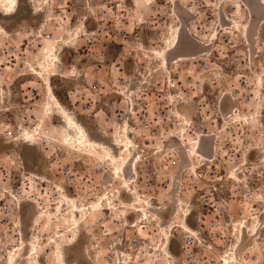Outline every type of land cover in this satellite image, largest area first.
Wrapping results in <instances>:
<instances>
[{"label": "rangeland", "instance_id": "1", "mask_svg": "<svg viewBox=\"0 0 264 264\" xmlns=\"http://www.w3.org/2000/svg\"><path fill=\"white\" fill-rule=\"evenodd\" d=\"M6 2L17 7L0 8V264H221L240 224L230 264H259L264 0ZM198 216L229 224L187 260Z\"/></svg>", "mask_w": 264, "mask_h": 264}, {"label": "built area", "instance_id": "2", "mask_svg": "<svg viewBox=\"0 0 264 264\" xmlns=\"http://www.w3.org/2000/svg\"><path fill=\"white\" fill-rule=\"evenodd\" d=\"M92 59L94 60V64L92 65L91 70L94 73H98L99 71H101V66L104 60L100 58L97 52H94L92 54ZM90 87L91 90H93V92L99 91L100 90L99 81L95 80V82H93V84H91ZM124 115H125L124 113H117L116 118L119 120H123ZM11 165L16 166V162L12 161ZM168 166L172 168L178 167L179 166L178 159L171 158L170 160H168ZM200 204L202 209L205 211L201 213L202 216L203 217L209 216L208 211L213 206L211 204V200L209 198H202L200 200ZM228 224L229 222L226 221L225 219L219 221H216L215 218L209 220L207 219L201 220V217L198 216V224H196V227L192 228L188 226L189 230L185 232L184 236L181 239L182 257L187 260H192V258H194L196 255L195 249L204 246L203 242L205 241L206 237L208 238L211 237V233L213 229L216 227V225H221L222 228L220 230H217L216 233L217 235H222L223 234L222 229L226 228ZM259 264H264V256L260 260Z\"/></svg>", "mask_w": 264, "mask_h": 264}, {"label": "bare ground", "instance_id": "3", "mask_svg": "<svg viewBox=\"0 0 264 264\" xmlns=\"http://www.w3.org/2000/svg\"><path fill=\"white\" fill-rule=\"evenodd\" d=\"M6 1V0H5ZM1 26H0V31L1 32H4V31H2L1 30ZM5 33V32H4ZM176 45V42H173L170 46H175ZM163 58H164V63L165 64H167V60H166V55L164 54V52H163ZM185 57H179L178 58V60H180V59H184ZM47 65V64H46ZM46 65L45 66H42L40 69V71H44V72H47L48 70H50L49 69V67H46ZM46 90H47V94H48V97H49V90H48V87H47V85H46ZM51 109H53V114L54 113H56L55 112V109H56V107L55 106H53ZM68 112V111H67ZM59 113V112H58ZM61 115V117L63 118V119H65V113L64 112H62V114H60ZM69 120H70V123H71V125H73V127H76V128H79L78 130H80L79 132H81V137H80V139L82 140V141H84L86 144H89V145H93V146H99V147H103V148H107V149H111L108 145H106L104 142H102V141H99V140H96V139H93V138H91L90 136H89V134H88V132L84 129V128H82V127H80V126H78V125H76L75 123H73L72 122V120H71V118H69ZM68 120V121H69ZM70 134V133H69ZM26 137H29V133H26ZM199 137V136H198ZM198 137H196V140H198ZM29 139V138H28ZM197 143V142H196ZM181 145V144H180ZM122 146V148H124V149H126L125 147H126V144L124 143V144H122L121 145ZM128 146V145H127ZM189 154H193V155H196V156H198V157H201V158H203V156H202V154L200 153V150L199 149H197V150H195V151H190V153ZM122 155L121 154H117V153H113L112 154V160H114V161H116V162H118V161H121V159H122V157H121ZM125 161V160H124ZM190 165H191V163H190ZM192 166H193V164H192ZM125 182L127 183V180H125ZM61 190L63 191L64 189L63 188H61ZM125 204V203H124ZM129 204V203H128ZM106 208H109V207H106ZM98 209V208H97ZM141 213V212H140ZM183 215V214H182ZM186 217H187V214H184V221H183V225H186ZM245 225H243V224H240V226L238 227V234L240 235V238L238 237L237 238V240L235 241V243L229 248V250H227L221 257H220V259H219V261L221 262V264H230V263H233V262H235V261H238V257H237V254H238V250H239V247H240V243L241 242H239V240L241 239V237H242V230L244 229V232L246 231L245 230ZM189 230V228H187V229H184V231L186 232V231H188ZM252 231H254V229L253 230H251V233H249L250 234V236L253 234V232ZM249 234H247L246 233V235H248L249 236ZM241 241V240H240ZM168 244V243H167ZM28 254H30V251H32L33 250V247L30 245V246H28ZM168 249H169V247H168ZM225 256H227L228 257V263L227 262H225L224 261V258H225ZM7 262H9L10 264L12 263V257L10 256V257H8V259H7Z\"/></svg>", "mask_w": 264, "mask_h": 264}, {"label": "water", "instance_id": "4", "mask_svg": "<svg viewBox=\"0 0 264 264\" xmlns=\"http://www.w3.org/2000/svg\"><path fill=\"white\" fill-rule=\"evenodd\" d=\"M86 131L88 132L89 136L93 139H96V140H99V141H102L104 142L106 145H110V143L102 136L100 135H96V134H91L87 129Z\"/></svg>", "mask_w": 264, "mask_h": 264}, {"label": "crops", "instance_id": "5", "mask_svg": "<svg viewBox=\"0 0 264 264\" xmlns=\"http://www.w3.org/2000/svg\"><path fill=\"white\" fill-rule=\"evenodd\" d=\"M17 5H18V4H17ZM2 7H3V8L7 7V2H6V1H3V2H2L1 6H0L1 10H2ZM16 7H17V6H15V7L12 9V12H10V13H5V12L2 10V14H3V15H9V14H12V13H14V11L16 10V9H15Z\"/></svg>", "mask_w": 264, "mask_h": 264}, {"label": "flooded vegetation", "instance_id": "6", "mask_svg": "<svg viewBox=\"0 0 264 264\" xmlns=\"http://www.w3.org/2000/svg\"><path fill=\"white\" fill-rule=\"evenodd\" d=\"M75 214H76V213L73 214L74 217L77 216V214H76V215H75ZM72 243H73V242H69L67 245H71ZM62 259H63L62 261L65 262L64 256L62 257Z\"/></svg>", "mask_w": 264, "mask_h": 264}]
</instances>
